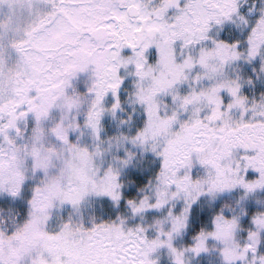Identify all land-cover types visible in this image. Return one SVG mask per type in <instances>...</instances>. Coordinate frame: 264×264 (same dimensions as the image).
I'll list each match as a JSON object with an SVG mask.
<instances>
[{
	"label": "snow or ice",
	"instance_id": "6c2138e0",
	"mask_svg": "<svg viewBox=\"0 0 264 264\" xmlns=\"http://www.w3.org/2000/svg\"><path fill=\"white\" fill-rule=\"evenodd\" d=\"M5 8L0 264H264V0Z\"/></svg>",
	"mask_w": 264,
	"mask_h": 264
},
{
	"label": "rangeland",
	"instance_id": "374dc122",
	"mask_svg": "<svg viewBox=\"0 0 264 264\" xmlns=\"http://www.w3.org/2000/svg\"><path fill=\"white\" fill-rule=\"evenodd\" d=\"M7 9H0V16H3L6 14ZM106 131H108L109 134H111V125H109L106 122ZM81 143L82 144H88L90 143L89 139L87 136L81 138ZM194 175H200L201 170L199 168L194 169ZM29 182H35L36 179L38 178H33L31 175V171L27 173ZM11 180V177L7 174L0 175V183L7 184ZM223 200L225 203L230 205L231 207H235V199H236V194H225L220 198ZM251 204V201H249ZM255 207L257 210L260 209L259 205H252ZM203 209L209 213L214 211V208L210 206L207 202H205L202 205ZM18 211L16 205L13 202H6L3 205H0V221H11L13 217L15 216L16 212ZM64 216L65 218L69 215V213L64 212L63 209H59L58 211L54 212V216ZM75 218V217H74ZM197 227H208V224L206 222H201L199 220L194 219L192 224L189 227V230L187 233L182 234L181 237H178L176 240V245L179 247L181 245H185L186 241V236H190L193 234V231H195ZM211 243V242H210ZM157 255L160 257L159 259V264H168V256L166 254L165 249H161ZM189 264H219V259L216 255V253H210L209 255H201L200 257L196 258L195 260H190Z\"/></svg>",
	"mask_w": 264,
	"mask_h": 264
},
{
	"label": "trees",
	"instance_id": "16d2710c",
	"mask_svg": "<svg viewBox=\"0 0 264 264\" xmlns=\"http://www.w3.org/2000/svg\"><path fill=\"white\" fill-rule=\"evenodd\" d=\"M129 176H128V174L127 173H125L124 175H123V179H124V181H125V187L126 188H129L130 187V185L128 184V180H129ZM136 222H139V218H136L135 220H130L129 221V223L130 224H132V223H136ZM143 223H146V224H151L152 223V216L151 215H148V216H146L145 217V220L143 221ZM196 229V228H195ZM193 233H194V231H193ZM152 233H150V235H151ZM189 243H191V239H190V236H186V241H185V245L186 244H189Z\"/></svg>",
	"mask_w": 264,
	"mask_h": 264
}]
</instances>
